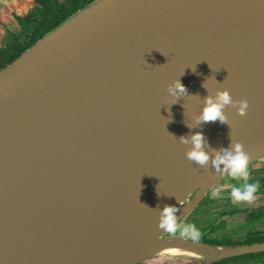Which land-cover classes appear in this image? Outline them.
Here are the masks:
<instances>
[{
    "label": "water",
    "instance_id": "95a60500",
    "mask_svg": "<svg viewBox=\"0 0 264 264\" xmlns=\"http://www.w3.org/2000/svg\"><path fill=\"white\" fill-rule=\"evenodd\" d=\"M176 78L187 92L173 97ZM218 90L247 100L245 115L233 107L228 124H197L204 97ZM83 124L89 130L60 162L43 153ZM194 131L210 152L229 146L231 133L248 164L264 157V0L83 8L0 69V261L54 255L55 232L68 242L155 228L164 205L191 203L178 224L227 175L185 156L178 138ZM9 179L30 192L13 194ZM209 245L230 249L205 263L264 252V242Z\"/></svg>",
    "mask_w": 264,
    "mask_h": 264
},
{
    "label": "rangeland",
    "instance_id": "374dc122",
    "mask_svg": "<svg viewBox=\"0 0 264 264\" xmlns=\"http://www.w3.org/2000/svg\"><path fill=\"white\" fill-rule=\"evenodd\" d=\"M58 1L61 3L66 2V0H58ZM39 11H40V5L36 2V0H0V53L3 49L8 48V46L10 45L11 46L13 45L26 46L27 43H29L30 35H32L36 25L33 24V22L27 20V16H32L34 18L40 19L41 14ZM80 11H82V9L78 10L71 17L76 16ZM55 29H53L52 31H54ZM52 31H50L46 35L50 34ZM41 39L37 40L34 44L39 42ZM28 49H26L25 51H27ZM248 170H249L248 182L250 183L258 182L259 187L257 189V192H259L260 190V192L263 193L264 192V179H263L264 178V157L248 164ZM240 183H243V181L232 179L226 175L223 179L217 182L207 192V194L204 196V198L201 200L198 206L187 217L182 219L178 224L181 226L186 225V224L194 225L196 228V231L199 234L197 240H202V238H208V239L228 238L231 240H245L251 235L259 234L260 232L264 233V218H261L259 216L250 217V214H249L250 212L248 213V210L251 211L249 207L251 205L256 204L254 203L253 200L250 202L248 201H241L237 203L232 202L231 194H230L231 188L233 186H238ZM217 186H220L222 188V192L218 196H213L211 194L212 189ZM193 196L194 194L191 195V197ZM255 199H257L258 201V198H255ZM182 206H185V205H182ZM180 207L181 206L176 207V208H180ZM230 210H234L236 212V215L225 214V211H230ZM156 216L157 214L154 215L153 218H155ZM158 216H159V213H158ZM154 222L153 224L155 226L157 225L155 228L147 227L148 230H145V228L144 229L141 228L142 229L141 230L140 227L138 226L139 229H136L137 231L131 230L133 232L129 234V236L128 234L125 236L122 235L124 236V240L122 238L124 245L125 243L129 244L131 239L134 240L136 238L137 239L141 238L142 235L144 237L142 236L141 239L145 241L144 238H146V236H150L152 235V233L156 231L157 233L161 232L162 228L155 231V229H158L157 227H159V217H157L156 222L155 223ZM141 231L142 233H140ZM145 231H147L146 233L147 235H144ZM148 231H150V234L148 233ZM163 231L164 232H161L162 237L170 236L172 234L181 235V233L180 234L167 233L168 232L167 230H163ZM177 231H180V229H178ZM136 234L138 235L135 236ZM181 236L185 237L189 241H193V240L188 239V236L186 235H181ZM108 237L97 238V239L94 238L93 240L89 236H87V238L85 237H83L82 239L77 238L75 241L73 240H69L68 242L64 241V244L66 247L65 249L69 252L71 251L70 246L74 245L75 249H78L81 251L83 249L85 253H88L87 251H90L89 252L90 254L92 253L95 254L98 251V250L95 251L96 247H98L96 244L101 243L98 249L101 248V251H103V253L102 252L101 253L104 255L101 257L102 259L100 260L101 261H106V260L112 261L113 260L112 258L118 255V249L115 247H118L119 245L122 246L123 243L120 241L121 240L120 237L118 238L117 233L112 234L111 236H108ZM116 237L118 238L117 240L115 239ZM108 240L110 241V243H108ZM114 240L116 241L119 240V242L116 244ZM104 242L107 243L108 246H106ZM196 242H200V241H196ZM113 243L116 245H114ZM92 244L96 245L95 249L92 246ZM91 246L92 248H90ZM110 246H114V249H111L113 247H110ZM114 252L117 253V255L112 256L114 255L112 254ZM231 263H234V264H264V256L259 255L257 256V258H253L252 260H248L245 258L234 259L231 261ZM137 264H208V263H205L204 261L196 260L193 258H184V257L182 258L181 257L158 258L157 257L153 259H145L141 262H138Z\"/></svg>",
    "mask_w": 264,
    "mask_h": 264
},
{
    "label": "bare ground",
    "instance_id": "6f19581e",
    "mask_svg": "<svg viewBox=\"0 0 264 264\" xmlns=\"http://www.w3.org/2000/svg\"><path fill=\"white\" fill-rule=\"evenodd\" d=\"M89 128H90L89 124H83L81 129L80 128L71 129L68 135L71 141L60 142L56 140L54 142L47 143L44 149L45 151L43 153L48 155L47 151L51 150L53 153L52 156L56 158V161L60 162L63 151L70 148L72 144H74V141L80 138L84 132L89 130ZM214 180L215 179L208 181V182H204L200 185V187L202 188V190L206 189L213 183ZM9 184H11V188H12L11 192L13 191L14 192L13 194L22 195L24 197L26 193L30 192L28 191L29 190L28 188L20 185V183H17L14 180L9 179ZM190 205L181 206L180 208H177V212L175 213L177 217V221L180 219L183 213L186 212L188 208H190ZM156 217H158V214ZM0 221H2V217H0ZM155 222H156V219H155ZM146 228L145 230H148V228L147 229ZM157 228L158 229H155V231L161 229V227H157ZM163 230H166V229H162L161 232H164ZM161 232L157 233L156 231L152 233V235L146 236V238H144L145 241L141 239L143 235L141 236V238L137 239L135 236H137L138 234H136L134 236L136 239L134 240L131 239L130 243L129 244L125 243V245H124V242L122 241V238L124 240V236H125L124 234V236H121L120 238L121 239L120 241L123 243L122 246L119 245L121 246V247L118 246L119 248L115 247L118 249V255L115 252L112 253L114 254L112 256L117 255L116 257L112 258L113 259L112 261L110 260L101 261L100 260L102 259L101 257L104 255L102 254L103 251H101V248L98 249L101 243L96 244L98 247L92 244L94 249L96 247L95 251L98 250L95 254L94 253L90 254L89 253L90 251H87V250L86 251L88 253H85L82 249V251L84 252L83 253L81 250L75 249L74 245L70 246L71 251L68 252L65 249L66 247H65L64 241L62 240V238L58 237V235L55 232L50 237L51 245H49L51 246L50 248H53L56 251L54 252V255L48 254L45 256V258L40 257L36 259V257L33 258L32 256H29V255L21 256L20 254H15L16 256L15 263L23 264L25 262L26 264H133L140 260L153 259L157 257L158 258H162V257H176V258L181 257L182 258L184 257V258H193V259L200 260V261H213V260L218 259L222 254L228 252L230 249L228 247H213L206 243L189 241L185 237L181 235H176V234L162 237ZM140 233H142V231ZM144 233H145L144 235H147L146 234L147 231H145ZM148 233L150 234V231H148ZM118 238L116 237L115 239L117 240ZM116 240L114 241L117 244L119 240L118 241ZM108 243H110L109 240H108ZM105 244L106 246H108L107 243ZM92 246L90 248H92ZM110 247H113L111 249H114V246H110ZM9 259L10 257H6L5 260L0 261V264L1 263L13 264L12 262L10 263Z\"/></svg>",
    "mask_w": 264,
    "mask_h": 264
},
{
    "label": "clouds",
    "instance_id": "9594fccd",
    "mask_svg": "<svg viewBox=\"0 0 264 264\" xmlns=\"http://www.w3.org/2000/svg\"><path fill=\"white\" fill-rule=\"evenodd\" d=\"M205 86V85H204ZM167 91L173 97L184 95L187 92L185 85L178 79H174L167 85ZM235 107L239 115H245L248 108L247 100L234 101L226 91L218 90L214 95L204 97V103L199 115L196 117V123H219L223 126L228 124L225 118V112ZM192 127V125H188ZM179 142L186 146L185 156L193 161L201 168H208L227 173V176L243 181L238 186L231 188V199L233 203L241 201H252L255 199V193L259 187L258 182H248L249 156L245 152L242 144L233 141L230 133V143L227 147H222L219 152L215 149L209 151L204 135L201 131L191 132L189 135H181ZM215 159H212V155ZM222 166V167H221ZM222 192V188L217 186L212 189V195L218 196ZM147 206V205H146ZM148 207V206H147ZM177 208L175 205H164L159 212V227L169 232L175 233L180 229L181 235L190 237L193 241L198 239V232L192 224L179 225L175 213Z\"/></svg>",
    "mask_w": 264,
    "mask_h": 264
},
{
    "label": "trees",
    "instance_id": "16d2710c",
    "mask_svg": "<svg viewBox=\"0 0 264 264\" xmlns=\"http://www.w3.org/2000/svg\"><path fill=\"white\" fill-rule=\"evenodd\" d=\"M94 1L95 0H66L65 3H61L58 0H36V2L40 5L39 12L41 14V17L40 19H38L32 16H27V20L33 22V24L36 25L32 35H30L29 43H27L26 46L10 45L8 46V48L3 49L0 53V69L12 63L14 60L20 57L21 54L26 49L30 48L37 40L41 39L47 33H49L50 31L61 25L63 22L68 20L78 10L85 8ZM234 213H236L234 210L225 211V214L234 215ZM175 233L180 234V231H176ZM197 241L209 243L215 246L252 244L255 242H264V233L260 232L259 234L251 235L245 240H231L228 238H224V239L202 238V240H197ZM259 255L264 256V252L226 258L208 264H234L231 263V261L234 259L245 258L248 260H252L253 258H257V256Z\"/></svg>",
    "mask_w": 264,
    "mask_h": 264
},
{
    "label": "flooded vegetation",
    "instance_id": "af4514ba",
    "mask_svg": "<svg viewBox=\"0 0 264 264\" xmlns=\"http://www.w3.org/2000/svg\"><path fill=\"white\" fill-rule=\"evenodd\" d=\"M255 198H258V201H257V199L253 200L254 203H256V204L251 205L249 207L251 209V211L248 210V213L250 212L249 213L250 217L251 216H259L261 218H264V192L262 193L259 190V192L255 193ZM253 213H255V214H253ZM234 215H236V213H234Z\"/></svg>",
    "mask_w": 264,
    "mask_h": 264
}]
</instances>
